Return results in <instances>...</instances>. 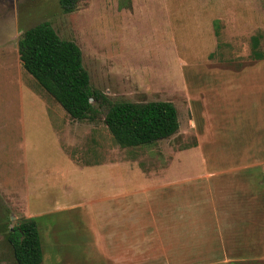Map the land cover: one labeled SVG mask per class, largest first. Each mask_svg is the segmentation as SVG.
I'll use <instances>...</instances> for the list:
<instances>
[{
    "label": "rangeland",
    "instance_id": "374dc122",
    "mask_svg": "<svg viewBox=\"0 0 264 264\" xmlns=\"http://www.w3.org/2000/svg\"><path fill=\"white\" fill-rule=\"evenodd\" d=\"M45 21L80 46L95 89L112 102H173L179 131L123 147L106 106L94 120L72 118L20 59L21 35ZM254 37L264 53V0H78L71 12L60 0H0V264H18L8 235L23 218L37 221L42 264L62 259L56 235L96 264L95 235L111 240L129 207L172 222L178 194L195 193L194 177L256 165L264 59L254 58Z\"/></svg>",
    "mask_w": 264,
    "mask_h": 264
},
{
    "label": "crops",
    "instance_id": "0c3cea01",
    "mask_svg": "<svg viewBox=\"0 0 264 264\" xmlns=\"http://www.w3.org/2000/svg\"><path fill=\"white\" fill-rule=\"evenodd\" d=\"M214 129L211 120L209 133ZM253 152L262 153L263 158L256 165L236 167L240 171L233 169L235 174L207 172L194 177L195 193L190 195L184 189L178 194L175 221L151 222L148 209H140L138 214L129 207L128 222L113 226L111 240H104L105 231L100 230L105 236L95 235L96 264H196L201 256L211 257L212 264H263L264 143ZM256 166L260 176L242 175ZM160 213L165 216L164 210ZM66 238L62 241L56 235L54 245L52 242L62 256L58 264H85L81 249L73 251ZM205 248L207 255L201 251Z\"/></svg>",
    "mask_w": 264,
    "mask_h": 264
},
{
    "label": "trees",
    "instance_id": "16d2710c",
    "mask_svg": "<svg viewBox=\"0 0 264 264\" xmlns=\"http://www.w3.org/2000/svg\"><path fill=\"white\" fill-rule=\"evenodd\" d=\"M77 1L60 0L65 12L73 11ZM258 44V37H254V58L264 59V53L257 50ZM18 49L25 70L72 118L94 120L99 107L106 106L104 121L121 146L151 145L179 131V112L173 102H112L95 89L80 46L62 38L50 22L25 30ZM8 240L18 264H42L43 248L34 218H23L9 231Z\"/></svg>",
    "mask_w": 264,
    "mask_h": 264
}]
</instances>
